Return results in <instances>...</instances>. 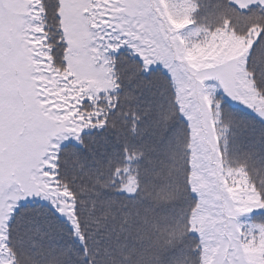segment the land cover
Masks as SVG:
<instances>
[{"label":"snow or ice","instance_id":"1","mask_svg":"<svg viewBox=\"0 0 264 264\" xmlns=\"http://www.w3.org/2000/svg\"><path fill=\"white\" fill-rule=\"evenodd\" d=\"M0 264H264V0H0Z\"/></svg>","mask_w":264,"mask_h":264}]
</instances>
